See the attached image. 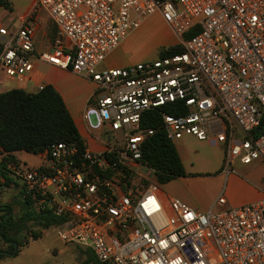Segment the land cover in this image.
I'll return each mask as SVG.
<instances>
[{"label": "built area", "instance_id": "2783aa9c", "mask_svg": "<svg viewBox=\"0 0 264 264\" xmlns=\"http://www.w3.org/2000/svg\"><path fill=\"white\" fill-rule=\"evenodd\" d=\"M33 9L56 26L51 49L37 50L29 17L13 30L0 19V66L24 80L37 57L94 82L83 120L102 147L54 142L36 166L9 163L0 188L16 186L33 212L59 217L60 238L105 264H264V197L226 206L221 193L207 211L179 197L166 205L141 162L151 110L173 141L211 140L216 129L226 172L264 162V0H36ZM156 14L184 51L105 66Z\"/></svg>", "mask_w": 264, "mask_h": 264}, {"label": "trees", "instance_id": "16d2710c", "mask_svg": "<svg viewBox=\"0 0 264 264\" xmlns=\"http://www.w3.org/2000/svg\"><path fill=\"white\" fill-rule=\"evenodd\" d=\"M0 6L11 9L9 0H0ZM55 28V27H54ZM57 29L55 28V39ZM191 33L185 34V38ZM182 43H176L159 50L158 56L183 52ZM161 113L151 110L143 116L142 124L154 129L142 145L141 162L154 170L155 179L159 183H167L172 179L187 175L184 163L176 144L161 126ZM64 141L74 144L79 151L86 148L85 141L68 109L62 95L52 84L43 85L38 91L30 92L22 87H13L0 92V150L4 153L3 170L8 185L12 177L7 168L9 163L17 162L18 151L34 154H45L54 142ZM21 216L12 214V206L0 204V236L3 241L16 247V252L23 245L20 233L27 222L34 221L43 228L52 227L61 219L50 213L33 212L28 203L22 200ZM40 231L33 234L36 239ZM87 264H105L100 262L90 248H86ZM1 256V254H0Z\"/></svg>", "mask_w": 264, "mask_h": 264}, {"label": "rangeland", "instance_id": "374dc122", "mask_svg": "<svg viewBox=\"0 0 264 264\" xmlns=\"http://www.w3.org/2000/svg\"><path fill=\"white\" fill-rule=\"evenodd\" d=\"M31 1L33 0H14L18 8L22 10L26 9ZM5 10L0 8V19L7 25L10 24V15L8 14L10 11L5 12ZM38 13L39 17L47 14L45 10L35 11L32 8L28 16L29 20L37 21L38 18L36 16ZM167 26L159 14L148 17L138 29L133 30L127 36L124 45L116 53L117 57L126 56L135 62L156 58L160 48L176 43L175 35L173 34L171 37L168 35ZM54 27L56 28L48 18L46 24L47 32L42 37V43L47 48L52 46L55 35ZM163 39L166 40L159 44L158 42ZM157 44L159 45L156 49L155 46ZM183 139L184 137L176 139L174 143L179 145ZM218 145L210 143V140L190 139L184 144L182 154L187 162H194L196 167L212 168L216 167L218 160L223 159L224 146L222 144ZM16 156L25 161L28 166H36L42 161L40 155L26 151H20ZM140 169L141 172H145V169ZM232 169L235 174L234 188H232L234 192H237L239 187L251 191L264 192L263 162L258 160L248 164L236 162L233 164ZM154 179L152 176V180ZM156 183L159 187L165 184L158 181ZM191 188L203 202L213 196L215 189L217 196L221 193L226 194V187L218 181L196 180ZM0 204L11 205L12 214L15 216H21L24 212L19 189L16 186L10 185L6 188H0ZM1 214L2 212H0V219ZM36 231H40L41 236L34 239L33 234ZM19 238L20 243L23 245L16 252V247L12 250V246L3 241L0 236V264H87L85 261L88 256L87 247L75 242L63 241L59 236V229L56 227L43 228L37 222L29 221L22 228Z\"/></svg>", "mask_w": 264, "mask_h": 264}, {"label": "crops", "instance_id": "0c3cea01", "mask_svg": "<svg viewBox=\"0 0 264 264\" xmlns=\"http://www.w3.org/2000/svg\"><path fill=\"white\" fill-rule=\"evenodd\" d=\"M9 2L11 5V9L4 8L3 6H0V8L6 9L5 12L10 11L8 13L10 15V24H7V26L9 29L13 30L20 24L22 18L29 16L36 0L31 1L24 10L18 8L14 0H9ZM36 18H38L37 21L32 19H30L29 21L35 25L34 40L37 46V50L40 52L49 50L51 49V46L47 48L42 43V37L46 35L47 32L46 24L49 15H40L39 17L38 13ZM166 29L170 37L173 36V34L175 35L173 30L169 26H167ZM126 39L107 56L104 62L105 66L120 67L135 62L132 59L127 58L126 56L118 58L116 55L117 51L124 45ZM166 39H168V37H166ZM166 39H163L158 43L160 44ZM175 42L177 43L176 35ZM159 44L155 46L156 49ZM31 59L33 62V68L24 80H19L18 78L7 76L4 73L3 69L0 67V92L13 87H22L30 92H36L43 85L52 84L59 91L64 101L66 102V105L75 120V123L85 141L86 146L93 150L100 149L102 147L101 144L93 137V132L86 127L83 120V111L92 92L95 89L94 82L68 68L57 66L37 57H32ZM215 134L216 129H213L211 132L212 139L210 140V143L212 144H216V142L213 140ZM183 137L184 139L182 140V142L179 145H176V147L184 163L187 175L172 179L171 181L165 183L162 187H160L159 195L166 205H168L172 197H179L189 205L201 211H207L211 207L217 209L220 208V206L216 205L215 203L218 197L216 195V189L213 196L209 197V199L204 202L197 197L195 191L191 188L196 180L213 182L218 181L219 183L223 184L226 187V194H224L227 200L226 206H236L264 197V192H260L257 190L251 191L241 187L238 188L237 192H234L232 188H234L233 182L235 179V174L233 173V169H231L229 172L223 170L224 155L222 160L220 159L217 161L216 167L212 168H199L195 166L194 162H187L184 155L182 154V148L187 141L197 138L192 135H185ZM18 152H16L15 154H17ZM19 160L21 159L19 158Z\"/></svg>", "mask_w": 264, "mask_h": 264}]
</instances>
